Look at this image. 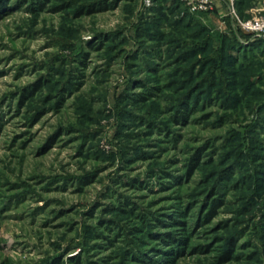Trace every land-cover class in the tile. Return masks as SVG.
Masks as SVG:
<instances>
[{"label": "rangeland", "instance_id": "rangeland-1", "mask_svg": "<svg viewBox=\"0 0 264 264\" xmlns=\"http://www.w3.org/2000/svg\"><path fill=\"white\" fill-rule=\"evenodd\" d=\"M103 1L0 0V264H264V0Z\"/></svg>", "mask_w": 264, "mask_h": 264}, {"label": "trees", "instance_id": "trees-1", "mask_svg": "<svg viewBox=\"0 0 264 264\" xmlns=\"http://www.w3.org/2000/svg\"><path fill=\"white\" fill-rule=\"evenodd\" d=\"M100 2H98L97 4V7L95 5H91L90 7H88L86 9L85 12H93V11H98V9H108V8H112L114 7V4H108L110 3L109 0H106V1H103L101 2V4L99 5ZM102 3H106V4H102ZM241 4L239 2V0H237V7L238 5ZM43 5V2H41L40 4V7ZM245 41H248L245 43ZM262 45H264V39L263 38H256V39H252V41L249 39H243V38H234L233 41H231V43L229 44V48L233 51H237L239 50L240 52H244V51H254V50H257V49H260L262 48ZM259 47V48H258ZM229 54V52H226ZM248 53V52H247ZM185 102H184V110H185V113H189L191 112L190 110V106H189V95H186V97L184 98ZM182 116V115H181ZM180 116V117H181ZM184 117V116H183ZM195 168V165L194 163L191 164V166L188 168V174L192 172V170ZM210 207V210L214 208V205L212 206H209ZM167 220L166 222H169V223H174L175 220L172 218V217H168L167 216ZM174 220V221H173ZM159 224L161 225H164V222L161 221L159 222ZM158 240H161L163 242H172V237L170 235H166V236H157ZM182 240L177 241V243H175L174 245H172V251H171V254L170 255H173V256H179V255H182V249L179 247V246H183L185 245V242H182ZM181 244V245H180ZM233 242L231 241H228V244L226 245L225 247V250L223 251L224 253V258H229L232 254V249H233ZM171 257V256H170ZM166 258H168L166 256ZM157 264V263H156Z\"/></svg>", "mask_w": 264, "mask_h": 264}, {"label": "built area", "instance_id": "built-area-1", "mask_svg": "<svg viewBox=\"0 0 264 264\" xmlns=\"http://www.w3.org/2000/svg\"><path fill=\"white\" fill-rule=\"evenodd\" d=\"M186 2V5L190 8L193 3H197L199 5V8L202 10H206V8L211 4V0H182ZM230 3L228 5V11L225 14L229 19L233 18V15L235 13V8H233V0H229ZM193 10L194 8H190ZM240 28H242L244 31L249 32L251 34L250 39H256V38H263L264 39V18H253L248 21H240L239 22Z\"/></svg>", "mask_w": 264, "mask_h": 264}]
</instances>
